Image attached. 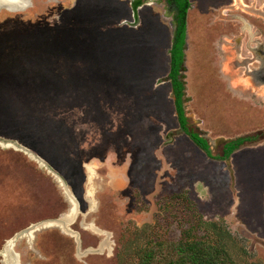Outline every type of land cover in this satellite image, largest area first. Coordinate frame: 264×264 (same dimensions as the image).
<instances>
[{"label":"rangeland","instance_id":"rangeland-1","mask_svg":"<svg viewBox=\"0 0 264 264\" xmlns=\"http://www.w3.org/2000/svg\"><path fill=\"white\" fill-rule=\"evenodd\" d=\"M133 1L0 7V264H135L188 230L264 264V139L229 162L211 142L264 131V79L226 66L240 2L192 0L187 17L183 104L210 158L179 124L173 16L147 0L136 19ZM69 193L72 235L45 227L11 245L69 215Z\"/></svg>","mask_w":264,"mask_h":264},{"label":"trees","instance_id":"trees-1","mask_svg":"<svg viewBox=\"0 0 264 264\" xmlns=\"http://www.w3.org/2000/svg\"><path fill=\"white\" fill-rule=\"evenodd\" d=\"M174 4L179 12L177 17L178 27L176 41L172 45L170 54L169 81L175 97V106L179 124L188 137L201 148L207 156H213L208 140L199 134L192 132L188 126V117L184 108V96L186 87L180 81V70L185 58V45L187 43V17L191 8V0H166ZM264 139V131L239 137L223 146L222 155L218 159L228 160L240 149L257 143ZM213 230L214 227H212ZM184 237L177 241L150 242L140 254L135 264H238L221 243V232L215 237L199 238L191 230L184 232ZM247 257H252L247 249H244Z\"/></svg>","mask_w":264,"mask_h":264},{"label":"crops","instance_id":"crops-1","mask_svg":"<svg viewBox=\"0 0 264 264\" xmlns=\"http://www.w3.org/2000/svg\"><path fill=\"white\" fill-rule=\"evenodd\" d=\"M238 1L241 14L235 13L238 17L230 20L238 22V33L229 41L232 55L228 60L231 64L226 66L243 70V78H251V81L258 77L264 79V0ZM233 2L227 0L225 4L228 6ZM243 8H251L252 12Z\"/></svg>","mask_w":264,"mask_h":264},{"label":"water","instance_id":"water-1","mask_svg":"<svg viewBox=\"0 0 264 264\" xmlns=\"http://www.w3.org/2000/svg\"><path fill=\"white\" fill-rule=\"evenodd\" d=\"M149 2H152V1H147V3H149ZM141 6H142V2H141L140 0H139L138 2H134V3H133V11H134V15H135V18H136V19H137V16H138V10H139V8H140ZM173 25H174V34H173V44H174L175 41H176L177 27H178V20L176 19L175 16L173 17ZM186 40H187V39H186ZM186 50H187V43H186L185 48H184V51H186ZM185 65H186V55H185L183 65H182L181 70H180V77H179L180 81H182V82L184 83V85H186V81H185V71H186V66H185ZM185 94H186V90H185ZM207 135H208L207 133H204V135L201 136V137H203V138H205L206 140H208V142H209V144H210V140H209V138H208ZM235 139H237V138H232V139L219 138V139H217V140H215V141H211V142H212V145H215V144H216V145L224 146V145L228 144L229 142H231V141H233V140H235ZM210 146H211V145H210ZM227 162H229V159H228ZM69 196H70V198H71V201H72L73 204L75 205V207L72 209V211H73L74 213H76V212H78V201H77V199L75 198L74 195H71V194L69 193ZM59 220H60V219H59ZM47 222H50V223L54 224L55 222H58V220H55V221H47ZM47 222L33 225V226L30 227L29 229H27V230L23 231L22 233L18 234V235L15 237V241H17V239L21 238V237L24 235L23 233L26 232V231H29V230L31 231V230H32V232L35 233V231L37 232V231H39V230L45 228V227H43L42 225H43V224H46ZM105 245H106V242L102 245L101 248H104L103 246H105ZM101 248H100V249H101ZM88 252H92V251H88ZM97 252H99V251H97Z\"/></svg>","mask_w":264,"mask_h":264},{"label":"bare ground","instance_id":"bare-ground-1","mask_svg":"<svg viewBox=\"0 0 264 264\" xmlns=\"http://www.w3.org/2000/svg\"><path fill=\"white\" fill-rule=\"evenodd\" d=\"M25 2H26V0H0V7L6 6L8 8V10H10V11H22V10L29 8L31 5L30 0H29V3L27 5H25L24 7H22L25 4ZM74 216H75V213L71 210L69 215H66L65 217L61 218L60 220H58V222H55L54 224L47 222L46 224H43L42 226L43 227L56 226V227L61 228L63 231L65 230L68 233H72L68 228V226H69L68 224L73 221ZM26 232L29 235H31L32 230L31 231L29 230ZM11 241H10L11 245L13 246V244L15 242V238H13ZM7 251H10L9 247L5 249V252H7Z\"/></svg>","mask_w":264,"mask_h":264},{"label":"flooded vegetation","instance_id":"flooded-vegetation-1","mask_svg":"<svg viewBox=\"0 0 264 264\" xmlns=\"http://www.w3.org/2000/svg\"><path fill=\"white\" fill-rule=\"evenodd\" d=\"M139 0H134L133 1V3L134 2H138ZM141 2H142V4H145L146 2H147V0H140ZM161 1V0H160ZM164 2H165V5H166V8H167V10L169 11V14H171L173 17L175 16L176 17V19H177V17H178V15H179V12H178V10H177V8H176V6L174 5V4H169L166 0H163ZM227 1V0H226ZM230 1H232V0H230ZM178 20V19H177ZM181 127V126H180ZM186 134V133H185ZM188 136V135H187ZM91 227V229L92 230H94L95 232H97V233H99V234H102L99 230H97L96 229V227H94V226H90ZM65 232V231H64ZM67 234H71V233H68V232H66ZM24 235L22 236V237H27V238H29V240H32L33 239V236H34V232H32L31 233V235H29L27 232H24L23 233ZM72 235V234H71ZM31 237V238H30ZM15 244H16V241L14 242V246H15ZM7 245V244H6ZM5 249V248H4Z\"/></svg>","mask_w":264,"mask_h":264}]
</instances>
